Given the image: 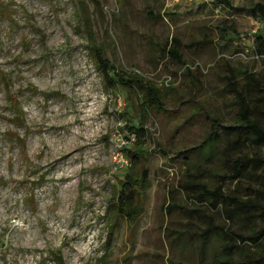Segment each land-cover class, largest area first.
Wrapping results in <instances>:
<instances>
[{
	"label": "rangeland",
	"instance_id": "rangeland-1",
	"mask_svg": "<svg viewBox=\"0 0 264 264\" xmlns=\"http://www.w3.org/2000/svg\"><path fill=\"white\" fill-rule=\"evenodd\" d=\"M228 1L0 0V264H264L254 248L213 254L221 241L204 230L225 218L186 185L221 170L201 141L209 116L232 122L224 75L264 65L251 49L264 22L250 9L264 0ZM93 44L153 82L164 108L140 117L94 66ZM129 126L143 128L147 167L133 222L110 201L135 147Z\"/></svg>",
	"mask_w": 264,
	"mask_h": 264
},
{
	"label": "trees",
	"instance_id": "trees-1",
	"mask_svg": "<svg viewBox=\"0 0 264 264\" xmlns=\"http://www.w3.org/2000/svg\"><path fill=\"white\" fill-rule=\"evenodd\" d=\"M218 2L230 5L228 0ZM250 9L259 22H264V1H254ZM253 36V59H264V32H254ZM89 49L94 55V66L105 78L134 95L133 102L140 110V117L142 110L164 108L161 91L153 82L116 69L98 45L93 44ZM223 79L222 91L236 106L232 122L225 123L217 116H209L211 121L201 141L205 160L220 165L221 170L210 169L212 185L203 181L193 184L191 180L186 185L198 189L199 201L210 211L219 209L225 218L223 225L216 228L208 224L204 230V242L209 236L221 241L213 254L234 251L246 254L253 248L252 254H264V65L259 70L245 66L228 69ZM129 130L134 133L135 143L130 155L127 154L130 166L124 176L117 179V195L110 201L116 214L133 222L143 208L147 167L142 148L145 143L143 128L129 126ZM226 180L230 185L224 184ZM165 208L169 211L171 205L166 204ZM52 255L53 264H62L59 254ZM213 258L212 264H230L225 256L214 255ZM261 259L244 264H259Z\"/></svg>",
	"mask_w": 264,
	"mask_h": 264
},
{
	"label": "built area",
	"instance_id": "built-area-1",
	"mask_svg": "<svg viewBox=\"0 0 264 264\" xmlns=\"http://www.w3.org/2000/svg\"><path fill=\"white\" fill-rule=\"evenodd\" d=\"M168 81H169V78H167V79L165 80V83L167 84V83H168Z\"/></svg>",
	"mask_w": 264,
	"mask_h": 264
}]
</instances>
